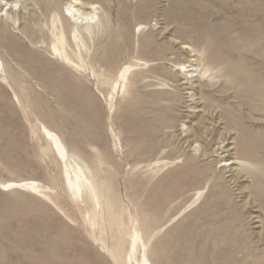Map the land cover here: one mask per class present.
<instances>
[{"label":"rangeland","instance_id":"rangeland-1","mask_svg":"<svg viewBox=\"0 0 264 264\" xmlns=\"http://www.w3.org/2000/svg\"><path fill=\"white\" fill-rule=\"evenodd\" d=\"M60 1L0 0V32L22 44L0 48V264H264V105L226 75L246 45L264 62V0ZM81 13L101 28L83 52L67 42L79 77L42 45ZM196 172L195 206L164 194Z\"/></svg>","mask_w":264,"mask_h":264},{"label":"bare ground","instance_id":"bare-ground-1","mask_svg":"<svg viewBox=\"0 0 264 264\" xmlns=\"http://www.w3.org/2000/svg\"><path fill=\"white\" fill-rule=\"evenodd\" d=\"M26 1V0H25ZM49 1V8L47 9V11L44 9L43 10V13L44 14H49L50 11H54V10H58L59 6V1L60 0H48ZM23 2V1H22ZM21 2V3H22ZM61 2V1H60ZM20 3V2H19ZM18 3V4H19ZM29 3V2H28ZM9 5V4H7ZM13 2H11V7L10 6H7V7H10V12H14V8L12 7ZM15 6V5H14ZM46 6V5H44ZM43 6V7H44ZM246 11V9H245ZM60 13V12H59ZM92 13V12H91ZM61 14V13H60ZM82 14V13H81ZM45 15V16H46ZM75 19L74 20H70V18H72V16H66L65 15V19L68 23H72L73 24V29L71 31L67 30V29H64V30H61L60 33H58L59 35L53 33V37L54 39H56L55 41V45L53 46V44L50 46V47H44L42 45V48H44L47 52H49L51 54V59L53 62H55L57 65H58V69L59 70H62L65 72H70V71H73L76 73L77 76H81L80 71L77 67H74L73 64L71 63V60L69 59V56H68V50H67V42L70 40L72 42V40L74 41V43L77 45L78 49H80L82 51V46H81V43H82V39H80V36L83 38H88V39H92L94 37H97V35L99 34V31H100V24H98L95 19L89 14V15H86V14H82V16H80L79 14L73 16ZM38 22V21H37ZM39 23V22H38ZM103 26V25H102ZM1 27V26H0ZM63 27V25H62ZM2 28V27H1ZM0 28V29H1ZM63 29V28H62ZM128 29V28H127ZM125 30H126V27L123 28V29H118L115 31L114 34H112L114 36V41L112 43V49L116 55V57H118L119 55H122V54H125V50L127 49V42L124 41V38H127V34H128V30L126 31L125 33ZM130 31V30H129ZM98 32V33H96ZM86 35H85V34ZM101 33V32H100ZM105 33V32H104ZM57 35V36H56ZM85 35V36H83ZM45 36H48V32L43 29V28H39V27H36L34 29H31L29 30V37L32 41L36 42L39 40V38L41 37H45ZM129 38V36H128ZM130 39V38H129ZM197 39V38H196ZM135 40V39H134ZM245 41V40H244ZM254 41V40H253ZM251 42L254 46V42ZM256 41V40H255ZM13 42L12 44H15L17 49H19L18 51L21 50L22 48V44H20L19 41H14L13 39L10 38V36H8L6 34V32H0V48L2 49H5L7 50L10 46V43ZM31 42V41H30ZM96 43V42H95ZM215 43V42H214ZM250 43V44H251ZM11 44V46H12ZM231 44V43H230ZM233 44V43H232ZM257 44V42L255 43ZM70 45V42L69 44ZM139 46V45H138ZM234 46V45H232ZM24 47V46H23ZM251 47V46H249ZM249 47H246L244 46V48L242 47L241 50H243V52H238V59L241 60L242 63H239V65H237L235 67V69L229 68L228 70V74H226L228 77H230V79L232 81H235L237 83V85L239 86V89L241 90L242 94H247V98L251 101V102H256L257 104L263 106L264 105V67L263 69L261 68L262 66H264V62L262 61L261 62V67L258 68V67H249L247 64V61H246V52L249 54V52L251 53V51H253L252 49H250ZM236 48V47H235ZM259 48V53L261 51L264 50V46H261L258 47ZM257 48V49H258ZM239 49V48H238ZM236 50V49H235ZM239 50V51H241ZM256 51V49H255ZM258 51V50H257ZM6 52V51H5ZM83 52V51H82ZM264 52V51H263ZM1 54V52H0ZM34 54V53H33ZM35 56H37V54H35ZM263 56V55H262ZM251 57V56H250ZM37 59V58H36ZM235 60V59H234ZM2 61V60H1ZM38 61V60H37ZM40 61V60H39ZM38 61V62H39ZM260 61V60H259ZM36 63V64H39V63ZM43 62V61H42ZM51 61H46L45 64H49V65H52V62L50 63ZM221 63V62H220ZM52 66H55L54 64ZM110 67V66H109ZM39 68V66H38ZM50 72H54L55 71V68L53 67H50L48 68ZM185 69V68H184ZM5 70V73H6V69L4 68ZM39 71V70H38ZM181 71V70H179ZM183 71V72H182ZM181 73H186V77H188V74L190 72H192L193 70L191 71H188L187 69L184 71L182 70ZM48 72V73H50ZM7 74V73H6ZM67 74V73H66ZM11 75V74H10ZM8 74V77L6 79V82L11 85V87H16L15 85H12V80L14 82V79H10ZM53 75V74H52ZM51 75V76H52ZM14 76V75H13ZM2 78V77H0ZM62 78V77H61ZM111 78V77H110ZM228 79V78H227ZM230 80V81H231ZM5 81V79H4ZM229 81V80H228ZM18 86V84H17ZM38 87V86H37ZM17 92V90H16ZM18 93V92H17ZM16 97L18 98V96L16 95ZM21 97V96H20ZM258 107V106H257ZM234 119V118H233ZM230 120V119H229ZM235 121H237L235 119ZM231 122V121H230ZM234 122V121H233ZM232 123V122H231ZM235 123V122H234ZM233 125V124H231ZM235 126V125H234ZM42 131L43 133L46 135V137L51 141V144H52V147L54 149V151L60 156L62 157L63 159L66 158L67 156V153H66V150L60 146V144L58 143V140L55 136H53V134L47 130L46 128H42ZM259 140V139H258ZM259 143V142H258ZM257 147V146H256ZM250 151V150H249ZM144 155V154H143ZM252 158V156H251ZM192 160V159H191ZM254 163V162H253ZM196 165V163H195ZM135 167V166H134ZM198 170V168H197ZM192 173V172H190ZM202 180V177L200 175L199 172H196L194 175H190L188 176L184 181H180L179 183H171L170 185H166V187H164L163 189L164 190V194L166 195H169L172 197L175 196L179 202V200L185 198L186 196L184 195V193H186L188 196H192L194 195L195 193V190L191 187H189V185H195V183L198 181L201 182ZM166 182V181H165ZM106 184V188L108 189L107 187V183H104V185ZM148 184V183H147ZM181 184L182 185H185L184 189L181 190ZM172 186H177L175 188L172 189ZM187 186V188H186ZM72 189L76 190L77 192L78 191H81L82 190V187H83V183L80 179L77 178V180H75L74 184L71 185ZM155 187V186H154ZM163 189L161 191H163ZM163 194V193H162ZM156 195V194H155ZM154 195V196H155ZM166 197V196H165ZM159 198V197H158ZM191 200L192 201V206L196 205L198 203V198H196V196H192L191 197ZM158 201V200H157ZM172 201V200H171ZM148 202H150L148 200ZM160 202V201H159ZM161 203V202H160ZM190 203V202H189ZM136 206V204H135ZM141 207V206H140ZM137 209V208H136ZM147 212V211H146ZM145 212V213H146ZM202 213V212H201ZM154 214V213H153ZM152 214V216H153ZM207 214V213H206ZM146 215V214H145ZM183 215L181 214H177L176 218L174 220H171L170 221V224L171 225L175 220H179V218H181ZM144 220V219H142ZM117 222V221H116ZM150 224L152 225V222H150ZM168 225V226H169ZM162 226V225H161ZM168 226L166 227H162L161 229L159 230H165ZM219 226V225H218ZM212 227V226H211ZM229 227V226H228ZM194 228V227H193ZM154 229V228H153ZM152 229V230H153ZM227 233V232H226ZM167 236V235H166ZM237 241V240H236ZM224 242V241H223ZM239 243V242H238ZM222 244V242H221ZM220 244V245H221ZM236 245V244H235ZM180 246V245H179ZM181 247V246H180ZM232 247V246H231ZM235 249V248H234ZM207 250V248L204 249V251ZM238 250L239 252V248L236 249ZM209 251V249H208ZM182 252V251H181ZM227 253V252H226ZM117 255H119V253H117ZM187 255V254H186ZM209 255L210 253L206 252L203 254V259H204V262L205 264H229L228 262H219L217 261L216 259H211L209 260ZM189 256V255H188ZM208 259V260H207ZM221 260V259H220ZM212 261V262H211ZM180 262V261H179ZM183 262V260H182ZM181 263V262H180Z\"/></svg>","mask_w":264,"mask_h":264}]
</instances>
